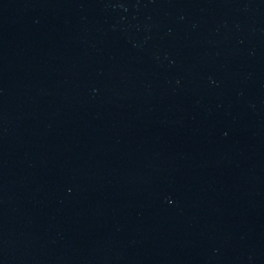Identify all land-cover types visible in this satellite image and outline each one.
<instances>
[{"label": "water", "instance_id": "95a60500", "mask_svg": "<svg viewBox=\"0 0 264 264\" xmlns=\"http://www.w3.org/2000/svg\"><path fill=\"white\" fill-rule=\"evenodd\" d=\"M0 264H264V0H0Z\"/></svg>", "mask_w": 264, "mask_h": 264}]
</instances>
